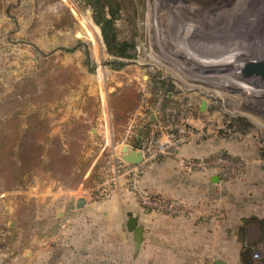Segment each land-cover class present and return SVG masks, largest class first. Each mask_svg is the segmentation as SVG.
Here are the masks:
<instances>
[{
  "label": "rangeland",
  "instance_id": "rangeland-1",
  "mask_svg": "<svg viewBox=\"0 0 264 264\" xmlns=\"http://www.w3.org/2000/svg\"><path fill=\"white\" fill-rule=\"evenodd\" d=\"M178 1L183 10L171 11ZM103 2L115 15L118 39L133 45L128 59L106 52L93 11L81 0H0V121L8 113L18 112L25 120L30 110L38 111V121H47L49 135L63 150L70 147L75 161L68 176L59 174L52 179L41 171L23 189L4 191L0 181V264H49L67 248H102L105 240L112 247L122 244L124 234L119 220L108 226L99 216L91 220L90 213L104 212L105 202L114 204L123 191L134 196L145 211L163 213L154 205L142 203L143 199L164 200L139 192V178L151 164L166 160L180 163L179 152L184 148L192 147L199 154L183 159L182 164L200 163L202 168L197 170H210L222 183L234 186L230 188L236 197L223 195L234 208L246 205L241 187L255 188L257 197L264 196V77L249 72L235 77L229 73V66L231 73L238 72L249 54L254 58L262 52L257 53L259 49L247 41L264 34V14L257 12L264 0ZM252 20L258 24L252 23L253 33L249 28ZM190 23H196L192 29L195 33L189 28L186 40L177 31ZM222 37L227 41L223 42ZM198 40L207 44L197 51L193 47L199 59L208 57H203V62L198 60L203 65L176 51L182 41L191 46L194 42L200 44ZM229 79L240 82L229 86ZM202 102L206 104L204 112L199 111ZM177 104L186 108V143L172 150L171 157L158 156L142 163L132 190L127 176L121 177V146L139 149L136 136L150 132L149 114L157 106L164 110ZM153 135L160 142L166 141L155 130ZM248 175H252L253 184L238 183ZM79 199L88 202L85 209L75 208ZM173 209L179 212L177 206ZM249 244L252 264H264V237L252 238ZM114 249H107L108 255L112 252L115 256ZM227 249L218 253L219 258L225 264H239L240 248ZM184 250L170 248L165 255L168 263L193 264V258L188 259ZM148 251L142 248L132 258L124 253L123 260L139 264L163 260L162 252L151 253L152 248Z\"/></svg>",
  "mask_w": 264,
  "mask_h": 264
},
{
  "label": "crops",
  "instance_id": "crops-1",
  "mask_svg": "<svg viewBox=\"0 0 264 264\" xmlns=\"http://www.w3.org/2000/svg\"><path fill=\"white\" fill-rule=\"evenodd\" d=\"M199 111L204 112L200 107ZM180 152V163L174 160H171L174 163H169L166 160L151 164L142 172L138 182L139 192L159 197L170 206H177L178 213L145 211L134 196L123 191L114 204L111 201L105 202L104 212L90 213L91 220H96L99 216L100 221L106 222L108 226L111 221L119 220L123 226L122 244L112 247L105 240L102 248H67L61 252L62 255L59 254L56 262L49 264H139V261L126 262L123 258L124 253H128L131 258L138 256L142 248H149L148 253L150 248L151 253L162 252L164 257L161 262L147 260V264H172L168 263L165 256L170 253V248H185L188 259L193 258V264H204L207 259L208 264H225L218 253L227 252V248H240L237 261L242 264L240 252L252 244L247 246V241L264 237V196L257 197L255 188L241 187L245 190L243 199L246 200V205L234 208V204L225 200L227 195L236 197V192L232 189L234 186L222 183L210 170L201 171L182 164L183 159L198 156L199 153L192 147ZM254 172L256 171H249L250 174ZM251 179L252 175H248V179L238 183L251 185ZM221 190L225 191L221 193ZM241 191L242 189L240 198ZM87 203L85 200L84 209ZM129 214L138 219V225L143 229L138 251L134 249L132 234L125 227ZM109 248H115V256L112 252L108 255ZM119 248H124V251ZM250 263L252 264V260Z\"/></svg>",
  "mask_w": 264,
  "mask_h": 264
},
{
  "label": "trees",
  "instance_id": "trees-1",
  "mask_svg": "<svg viewBox=\"0 0 264 264\" xmlns=\"http://www.w3.org/2000/svg\"><path fill=\"white\" fill-rule=\"evenodd\" d=\"M81 1L93 11V21L100 29L106 52L116 58H130L128 51L133 45L118 39L115 15L107 4L103 0ZM20 115L8 113L0 121V181L4 191L23 189L25 183L41 171H46L52 179L59 174L66 177L75 166L70 147L63 150L59 141L49 135L51 129L46 120L38 121V111L30 110L25 120H21ZM250 260L249 250L243 248L241 263L251 264Z\"/></svg>",
  "mask_w": 264,
  "mask_h": 264
},
{
  "label": "built area",
  "instance_id": "built-area-1",
  "mask_svg": "<svg viewBox=\"0 0 264 264\" xmlns=\"http://www.w3.org/2000/svg\"><path fill=\"white\" fill-rule=\"evenodd\" d=\"M186 108L182 104L174 105V107H168L164 110H159V106L155 108L152 114H149L148 121L150 132L146 136H136V140L139 141V151L142 155L143 162L147 163L152 161L158 156L171 157L173 156L172 150H175L179 146L186 143L189 135L188 122L184 120L183 111ZM153 130L161 136V139L165 136L166 141L160 142L153 135ZM131 147L130 145H126ZM132 148V147H131ZM120 168L123 170L122 176H127L128 184L132 190L136 188L139 176L140 165L134 166L120 161ZM188 167L194 169H201L200 163H187ZM142 203L145 205H154L159 209H162L168 214H174L175 210L173 206L166 204L165 202H151L148 199H143Z\"/></svg>",
  "mask_w": 264,
  "mask_h": 264
},
{
  "label": "bare ground",
  "instance_id": "bare-ground-1",
  "mask_svg": "<svg viewBox=\"0 0 264 264\" xmlns=\"http://www.w3.org/2000/svg\"><path fill=\"white\" fill-rule=\"evenodd\" d=\"M249 1V0H248ZM177 3V4H176ZM175 4V7L173 8H170V10L171 9H176L177 10V8H178V10H180V9H182L183 7H182V2L180 1H178V2H176ZM239 3V2H238ZM243 3V1L241 2V4ZM253 3V2H252ZM257 2L255 1V3L254 4H256ZM258 3H259V0H258ZM237 4V3H236ZM235 4V5H236ZM240 4V3H239ZM246 4V3H245ZM253 4V5H254ZM261 4V3H260ZM259 4V5H260ZM168 5V4H167ZM243 5V4H242ZM242 5H240L241 7H243ZM252 5V4H251ZM257 5V4H256ZM258 5V6H259ZM162 6V5H161ZM174 6V5H173ZM255 6V5H254ZM235 7V6H234ZM247 7V6H246ZM244 8V7H243ZM249 8V7H248ZM247 8V9H248ZM251 8H252V6H251ZM255 8H257V7H255ZM240 9V8H239ZM259 9V8H258ZM177 10V11H178ZM183 10V9H182ZM245 9H243V11H244ZM254 10H256V9H254ZM253 10V11H254ZM172 11V10H171ZM175 11V10H174ZM241 11H242V9H241ZM248 11H250V10H248ZM258 11H261V13L262 14H264V4L262 5V6H260V9L259 10H257V12ZM179 12V11H178ZM239 13V12H238ZM241 13V12H240ZM250 13V12H249ZM220 14V13H219ZM245 14V13H244ZM251 14L253 15L254 13H252L251 12ZM250 14V15H251ZM256 14V13H255ZM254 14V15H255ZM238 15V14H237ZM241 15H242V13H241ZM246 16V15H245ZM256 16V15H255ZM258 16V15H257ZM176 17V16H175ZM248 17V16H247ZM246 17V18H247ZM259 17H261V15H259ZM205 18H206V16H205ZM209 18V17H208ZM242 18V17H241ZM253 18V16H251V18L250 17H248V19H252ZM207 19V18H206ZM256 19V18H255ZM257 19H258V17H257ZM180 19H178V21H179ZM211 20V19H210ZM243 20V19H242ZM246 20V19H245ZM254 20V19H253ZM252 20V22H250L251 24H249L250 26H249V28L251 27V25H252V23H253V26L255 25V26H257L258 24H255V22H256V20L255 21H253ZM173 21V20H172ZM177 21V22H178ZM207 21H209V19L207 20ZM248 21L249 20H247V23H248ZM258 21V20H257ZM242 23H243V21H241ZM244 22H246V21H244ZM260 22V21H259ZM258 22V23H259ZM212 23V22H211ZM168 24V23H167ZM179 24V23H178ZM196 23H194V25H195ZM262 24V23H261ZM180 25V24H179ZM194 25L192 26L191 25V23L189 24V26L188 25H184L186 28H185V31H184V26L183 27H181V29H180V32L178 33V31H177V34H180V36H182L183 38H185L186 40H187V38L186 37H188V35H189V30L191 29H193L194 28ZM212 25V24H211ZM178 26V25H177ZM241 26H243V29H244V26L245 25H242L241 24ZM241 26H239L238 28H240ZM247 26V25H246ZM246 26H245V29H249V28H246ZM259 26H260V24H259ZM259 26H258V28H259ZM176 27V26H175ZM262 27V26H261ZM190 28V29H189ZM252 28V27H251ZM251 28H250V30H251ZM260 29V28H259ZM259 29H257V30H259ZM262 29V28H261ZM190 30V31H191ZM238 30V29H237ZM240 30H241V28H240ZM240 30H238V31H240ZM193 31V30H192ZM207 31V30H206ZM255 31V30H254ZM260 31H263V30H260ZM216 32V31H215ZM195 32L193 31V33L192 34H194ZM204 33V32H203ZM217 33V32H216ZM248 33H249V31H248ZM251 33H253L252 32V30H251ZM250 33V34H251ZM258 33H260V32H258ZM257 33V34H258ZM235 33H233V35H234ZM241 34L243 35L244 33L243 32H241ZM245 34H247V31H245ZM249 34V35H250ZM203 35V34H202ZM221 35V34H220ZM228 35V34H227ZM227 35H225L227 38H228V36ZM252 35V34H251ZM254 35V34H253ZM264 35V34H263ZM263 35H261L262 37H260L259 35H257L256 37H254L252 40L250 39V40H248L247 42L248 43H250V45H254L255 46V49L256 48H258L259 49V51L257 52V53H259L260 52V50L262 51V52H260V54L258 55V56H256V57H254V58H251V56H250V54H249V58L246 60V61H244L238 68H239V70H238V72L237 71H235V72H233V73H231V66H229L230 68H229V73L231 74L230 76H232V75H234L235 77L238 75H242V74H244V72H245V70L248 68V66H243V64H245L246 62H248V61H252L250 64L251 65H258V64H261V63H263L264 62V37H263ZM207 36V35H206ZM205 37V36H204ZM207 37H209V36H207ZM210 37H213L212 35L210 36ZM216 37V36H215ZM220 38V37H219ZM227 38H223L222 37V41L223 42H226L227 40H223V39H227ZM229 38H231L230 36H229ZM233 38V37H232ZM245 38V37H244ZM250 38V37H249ZM202 39V38H201ZM205 39V38H204ZM208 39V38H207ZM215 39V38H214ZM214 39H212V40H214ZM235 39V38H234ZM247 39H248V37H247ZM203 40V39H202ZM201 40V41H202ZM216 40V39H215ZM218 40V39H217ZM229 41H230V39H228ZM199 41V40H198ZM197 41V42H198ZM207 40H205V42H206ZM234 41V40H233ZM184 41H182L181 43H182V46H179L177 49H176V51L180 54V55H183V56H185V58L186 59H188V60H191V61H195V63L196 62H198V63H202L203 62V60H204V58L205 59H207L206 57H202L201 59H199V56H198V54H196L195 53V51H197V49L196 48H198V47H204V45L205 46H207V44H205L204 42H200V44H195V42H194V44L193 45H191V46H189V45H184V43H183ZM187 42V41H186ZM198 42V43H199ZM213 42V41H212ZM218 42H221V40L219 41L218 40ZM235 42L237 43V41H236V39H235ZM239 42V41H238ZM243 42L245 43V40H243ZM242 42V43H243ZM214 43H216V42H214ZM234 43V42H233ZM235 43V44H236ZM242 43H240L239 45H242ZM219 44V43H218ZM184 45V46H183ZM221 45V44H220ZM237 45H238V43H237ZM247 45V44H246ZM249 45V44H248ZM235 46V45H234ZM243 46V45H242ZM241 46V47H242ZM253 46V47H254ZM193 47H194V49H196L195 51H194V49H193ZM221 47V46H220ZM219 47V48H220ZM224 47H226V46H224ZM237 47V46H236ZM239 47V46H238ZM246 47V46H245ZM210 50L212 49V48H210V45H209V47H208ZM218 48V49H219ZM228 48H229V46H228ZM227 48V49H228ZM220 49H223V48H220ZM227 49H224L223 51H225V52H227L228 50ZM246 49V48H245ZM249 49V48H248ZM213 50V49H212ZM233 50V49H232ZM236 50V49H235ZM241 50H242V48H241ZM240 50V51H241ZM221 51V50H220ZM238 51V50H237ZM243 51H245L244 49H243ZM252 51V50H251ZM229 52V51H228ZM236 52V51H235ZM234 52V53H235ZM253 52V51H252ZM176 53V52H175ZM211 53V52H210ZM230 53H232V52H230ZM226 54V53H225ZM213 55V54H212ZM248 55V54H247ZM211 56V55H210ZM216 57V56H215ZM229 57H231V56H226L225 58H227V59H230ZM213 58V57H212ZM194 59V60H193ZM210 59V58H209ZM184 60V59H183ZM198 60H202V62L201 61H198ZM208 60V59H207ZM205 62V61H204ZM204 63H202V65H203ZM201 65V64H200ZM221 76V75H220ZM228 76V75H227ZM250 77H255L254 75H252V76H250ZM231 78V77H230ZM240 78V77H239ZM231 82H228V85H229V83H232V84H238L239 82H237V81H235L234 79H229ZM228 80V81H229ZM244 80V79H243ZM249 80H251V79H249ZM256 81H257V78H256ZM237 82V83H236ZM262 83V82H261ZM260 82H259V84H261ZM224 84H226V82H224ZM243 86H244V84H242ZM226 86V85H225ZM230 86V85H229ZM228 86V87H229ZM215 87V86H214ZM238 87H240V86H238ZM245 87V86H244ZM263 103V102H262ZM121 149V148H120Z\"/></svg>",
  "mask_w": 264,
  "mask_h": 264
},
{
  "label": "water",
  "instance_id": "water-1",
  "mask_svg": "<svg viewBox=\"0 0 264 264\" xmlns=\"http://www.w3.org/2000/svg\"><path fill=\"white\" fill-rule=\"evenodd\" d=\"M246 72L256 73L264 77V62L258 65H249L244 73ZM205 106H206L205 102H202L200 105L201 111H204ZM120 151H121L122 161L127 164L137 166L143 162L141 153L131 147H128L126 145L121 146ZM84 205H85V200L79 199L76 201L75 208L79 210L82 209ZM125 227L126 230L132 234L134 249L138 251L143 238V229L138 225V219L129 214ZM216 264H222V262H218Z\"/></svg>",
  "mask_w": 264,
  "mask_h": 264
}]
</instances>
